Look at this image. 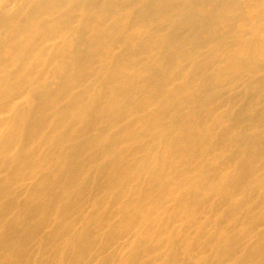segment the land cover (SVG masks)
Instances as JSON below:
<instances>
[{
    "label": "bare ground",
    "instance_id": "1",
    "mask_svg": "<svg viewBox=\"0 0 264 264\" xmlns=\"http://www.w3.org/2000/svg\"><path fill=\"white\" fill-rule=\"evenodd\" d=\"M0 264H264V0H0Z\"/></svg>",
    "mask_w": 264,
    "mask_h": 264
}]
</instances>
